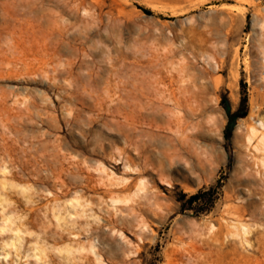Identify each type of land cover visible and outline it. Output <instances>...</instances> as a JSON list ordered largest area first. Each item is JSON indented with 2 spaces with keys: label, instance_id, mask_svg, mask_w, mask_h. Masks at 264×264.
<instances>
[{
  "label": "rangeland",
  "instance_id": "rangeland-1",
  "mask_svg": "<svg viewBox=\"0 0 264 264\" xmlns=\"http://www.w3.org/2000/svg\"><path fill=\"white\" fill-rule=\"evenodd\" d=\"M259 2L0 0V264H102L94 240L106 264H264ZM221 176L210 212L181 210Z\"/></svg>",
  "mask_w": 264,
  "mask_h": 264
},
{
  "label": "trees",
  "instance_id": "trees-1",
  "mask_svg": "<svg viewBox=\"0 0 264 264\" xmlns=\"http://www.w3.org/2000/svg\"><path fill=\"white\" fill-rule=\"evenodd\" d=\"M149 11V10H147ZM242 101L239 108L235 111L232 110V107L229 102V98L225 95L222 98V105L227 111L228 114V123L225 128V138L228 142L232 140L233 130L235 124L240 117H245L248 115L249 111V98L247 92V85L242 80ZM224 185V177H219L215 184L199 189L193 194H188L182 192V194L177 198L181 203V210L188 211L194 210L195 214L199 215L200 213L210 212L216 205L217 201L222 195V188Z\"/></svg>",
  "mask_w": 264,
  "mask_h": 264
},
{
  "label": "bare ground",
  "instance_id": "bare-ground-1",
  "mask_svg": "<svg viewBox=\"0 0 264 264\" xmlns=\"http://www.w3.org/2000/svg\"><path fill=\"white\" fill-rule=\"evenodd\" d=\"M257 1V0H256ZM264 0H260L259 3H262ZM258 3V2H257ZM254 4V3H253ZM263 46V52H264V45L261 44ZM263 63H264V60H263ZM262 78V77H261ZM263 79H264V76H263ZM158 110V109H157ZM254 114V113H252ZM256 117V116H255ZM256 138V139H255ZM133 139V138H132ZM249 139L251 142H253V140L255 139V142H254V146H255V149L256 151L258 152V164H259V169H258V172L261 174V178L259 179L260 180V183L263 184L264 186V120H260L258 123L255 122L254 124L251 125L250 127V134H249ZM248 139V140H249ZM132 160V159H131ZM129 165V164H128ZM144 173H149L151 175L154 176V173L153 171L149 170V169H145L143 171ZM263 181V182H262ZM130 182V181H129ZM141 184H145L146 180H145V177H142L141 178ZM123 184V183H122ZM126 184H124L125 186ZM127 187V186H126ZM130 187V186H129ZM260 198L261 199H264V188H261L260 190ZM258 199H250L251 203H253L254 201H257ZM113 201H117L115 199H113ZM79 200L77 198V201L75 202V200L73 201V204L76 205V203H78ZM80 215V214H79ZM241 217V215H240ZM236 220V219H234ZM234 222V221H233ZM238 222V221H237ZM229 225V224H228ZM231 226L233 227L232 229H230L229 231L231 232L232 236H238V235H243L245 236V238L248 240L247 238V234L250 232V225L248 223H245V222H242V221H239L238 223H232ZM94 228H97L100 232H102L103 234H105L108 238L110 236H112L110 234V232L108 231V228H104L103 227V224L100 222V220L98 218L95 219V223H94V226L92 227V229L94 230ZM224 229V228H223ZM91 229H88V231H90ZM92 230V231H93ZM20 231V230H19ZM222 231V227H221V230ZM228 231V229H227ZM101 233V234H102ZM223 233V232H222ZM113 234V233H112ZM77 236V234L75 235ZM122 236V235H121ZM222 237L221 236V233L218 232L216 233L214 236L211 237L210 240L207 241V243L209 245L212 244V242L214 241H218L220 240ZM221 241V240H220ZM14 244V242H12V245ZM85 245V244H84ZM82 246V249H85L86 246ZM98 246V243L97 241H93L90 243V247H89V251L93 254H95L97 256V259L102 263V264H106L105 261L102 259V256L101 254H99V252L97 251V247ZM195 248H197L196 246H194ZM86 250V249H85ZM45 252V251H43ZM191 252V251H190ZM44 255V254H43ZM180 256H176V257H173L172 258V262L174 264H181L180 260H183V253H180L179 254ZM7 256V254H5V257ZM37 258L41 259L43 258V256H41L40 254L36 255ZM191 257V256H190ZM91 259V257H90Z\"/></svg>",
  "mask_w": 264,
  "mask_h": 264
}]
</instances>
